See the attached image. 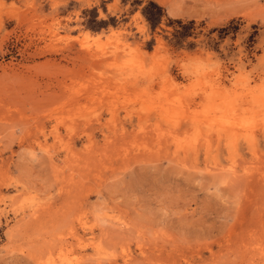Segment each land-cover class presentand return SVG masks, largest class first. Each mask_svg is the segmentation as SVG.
Segmentation results:
<instances>
[{
	"label": "rangeland",
	"instance_id": "obj_1",
	"mask_svg": "<svg viewBox=\"0 0 264 264\" xmlns=\"http://www.w3.org/2000/svg\"><path fill=\"white\" fill-rule=\"evenodd\" d=\"M50 259L264 264V0H0V264Z\"/></svg>",
	"mask_w": 264,
	"mask_h": 264
},
{
	"label": "bare ground",
	"instance_id": "obj_2",
	"mask_svg": "<svg viewBox=\"0 0 264 264\" xmlns=\"http://www.w3.org/2000/svg\"><path fill=\"white\" fill-rule=\"evenodd\" d=\"M185 153V152H184ZM234 153H237L236 151L234 152ZM233 153V154H234ZM233 157V156H232ZM182 163H184V162H182ZM207 167V166H206ZM232 167V166H231ZM189 168V167H188ZM224 169V168H223ZM229 171V170H228ZM227 171V172H228ZM233 171V170H232ZM232 171H230V172H232ZM229 172V173H230ZM34 215V214H33ZM33 217V216H32ZM25 220V219H24ZM32 220V219H31ZM111 221V220H110ZM119 222V221H118ZM115 222H113V224H114ZM118 224V223H117ZM116 225V224H115ZM117 227V226H116ZM77 241L80 243V244H84L82 241V238H78L77 239ZM77 242V243H78ZM96 243V242H95ZM93 241H91L90 242V244H91V246L93 247V250H94V258H96V256H97V258H96V260L95 261H97L98 260V262H99V260L100 259H102L104 256H106V253H105V251L100 247V246H98V245H96ZM81 246V245H80ZM63 248H64V246H63ZM71 248V247H70ZM67 248H65V250H66ZM68 250V249H67ZM70 253V252H69ZM82 253V252H81ZM71 254V253H70ZM87 255V254H86ZM89 257V256H88ZM127 258H129V255H127ZM67 259V258H66ZM65 259V260H66ZM104 260V258L102 259V261ZM128 260V259H127ZM67 261V260H66ZM89 261V260H88ZM101 261V260H100ZM93 263L95 264V262L93 261ZM97 263V262H96ZM104 263H105V261H104ZM45 264V263H44ZM46 264H66V262L65 261H63V262H60V263H58V262H52V260L50 259ZM68 264H70V263H68ZM99 264V263H98Z\"/></svg>",
	"mask_w": 264,
	"mask_h": 264
}]
</instances>
